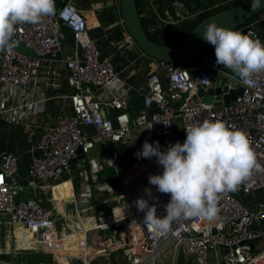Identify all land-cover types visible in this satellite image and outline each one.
I'll use <instances>...</instances> for the list:
<instances>
[{
  "label": "built area",
  "instance_id": "obj_1",
  "mask_svg": "<svg viewBox=\"0 0 264 264\" xmlns=\"http://www.w3.org/2000/svg\"><path fill=\"white\" fill-rule=\"evenodd\" d=\"M140 1L139 15L146 33L166 43L177 39L176 29L184 23L211 14L234 0ZM57 3L55 0V15L44 17L37 24L17 25L13 36L17 46L11 52L0 51V91L8 105L1 115L5 120L14 116L10 124L17 122V116L31 117L39 113L38 106L49 101L40 97V93L44 87L55 86L59 81L62 74L59 66L67 71V84L73 91L64 97L70 101L71 114L59 116L55 125L41 135L32 150V162L24 179L19 174L18 155L0 154V228L19 225L31 230L38 237L36 242L44 244L56 257L75 252L59 244L77 231L83 236L78 250L83 254L84 264H88L91 256L88 254L92 248L89 230L118 228L122 243L116 251H124L127 264H165L162 253L171 244L175 245L174 264L179 255L192 258L193 264H264V199L253 198L264 193V72L255 74L252 84H244L236 75L212 65L210 58L214 47L195 57L186 68L149 57L141 51L125 26L121 0H100L88 10L71 1L61 7ZM109 8L113 10L115 22L105 30L104 37L108 38L119 28L122 38L111 42L116 51L105 56L92 31L101 26L99 14ZM64 28L74 36L69 54L64 53ZM263 30L264 11L236 31L251 34V38L264 44ZM124 50L136 51L139 58L153 62L144 83L132 84L116 70L113 56ZM212 72L219 77L213 78ZM217 89L222 93L214 94L212 102L206 103L205 97ZM240 89L242 94L226 104L224 97ZM133 94L142 101V107L134 111L131 110ZM108 111L118 114L111 119ZM204 120L223 121L227 126L243 131L261 167L259 171L253 169L236 191L219 195L218 219L207 222L194 218L177 222L169 233H159L144 225V213L137 211L134 202L144 198L156 205L158 216H163L166 214L164 205L170 199L148 182L149 175L163 171L154 158L152 171L137 181L125 179L124 173L114 166L120 188L112 195L118 201V207L125 208L121 213L125 224L116 223L118 207H115L110 214L99 217L93 228H86L77 209L79 226L58 234V214L38 199L39 191L70 174L80 153L92 152L97 143L109 151L110 145L128 148L135 141L126 160L131 165H142L146 159L138 153L145 141H158L163 151L168 147L167 140L169 144L174 136L177 124L182 130L179 142L183 143L186 139L184 130ZM85 127L94 130L93 138L85 134ZM162 139H165V146ZM23 181L33 198L17 199ZM146 188H151V196L146 195ZM242 196L252 199L246 204L240 198ZM106 218L111 222L103 226L102 221ZM66 259L70 264L69 258ZM0 264L27 263L15 261V257L8 258L0 252ZM53 264L62 263L54 259Z\"/></svg>",
  "mask_w": 264,
  "mask_h": 264
},
{
  "label": "clouds",
  "instance_id": "obj_2",
  "mask_svg": "<svg viewBox=\"0 0 264 264\" xmlns=\"http://www.w3.org/2000/svg\"><path fill=\"white\" fill-rule=\"evenodd\" d=\"M56 12L55 0H0V51L11 52L16 26L37 24ZM200 38L215 50V64L231 70L244 84H252L255 74L264 72V44L251 34H243L210 23ZM183 143L161 151L159 142L145 141L138 156L155 158L162 174L149 175L148 182L161 194L169 195L165 215L144 198L134 203L144 213L143 224L159 233H169L177 222L194 218L207 222L218 219L219 195L234 192L253 169L261 170L247 135L223 121L204 120L185 130ZM145 193L151 196V188ZM124 209L121 211L124 213Z\"/></svg>",
  "mask_w": 264,
  "mask_h": 264
},
{
  "label": "crops",
  "instance_id": "obj_3",
  "mask_svg": "<svg viewBox=\"0 0 264 264\" xmlns=\"http://www.w3.org/2000/svg\"><path fill=\"white\" fill-rule=\"evenodd\" d=\"M58 1H64V0H58ZM73 4H75L77 7L81 9H90L94 4L98 3L100 0H87L89 1V4L84 6L81 5L79 2L81 0H69ZM89 6V7H88ZM110 12L106 10L105 14L98 17L100 20L101 26L97 29L93 30L92 32L101 31L103 37L95 36L98 40V45L105 39L108 41V46L104 47V51H101L103 55L108 56L113 54L116 49L111 44V42L117 38V31L118 29H115L116 32L113 35H110L108 38L104 37V32L110 25H106V21H104L103 17L107 16H114L113 10L111 8ZM121 34V33H120ZM115 35V36H114ZM113 37L111 39L110 37ZM104 38V39H103ZM263 38V37H262ZM25 51V50H24ZM131 53H137L136 51H122L120 52L121 56L125 58L127 61L126 66H124L119 73H125L129 72L130 70L136 68L138 65V60L141 59V63L139 64L140 67L136 68L135 70L141 74L140 78L133 84H141L144 83L146 80V76L151 72V66L153 65V62L146 59L145 57H140L139 54L138 57L134 60L130 59L129 54ZM118 54V53H117ZM116 54V55H117ZM114 55L113 57L115 58ZM130 59V60H129ZM215 50L213 48L211 53L210 60L215 61ZM216 68H221L225 70V72L229 74H234L231 72V70L224 68L222 66H216L212 64ZM61 71V77L59 78V81L56 82L55 86H49V87H42V92L40 93V97L42 98H48L49 101L45 105H39L38 110L39 113L35 116L31 117H20L17 116V122L13 125L9 124L8 121L5 120V116L1 115L2 112L5 110L6 101L2 99L1 91H0V128L5 127L7 130H15L16 128H20L22 130L23 135L27 136V143L30 145V149L22 150L21 148H17V152L15 155H18L19 157V174L21 179H24L29 166L32 162L33 152L32 150L35 149L37 146L41 135L44 133V131L48 127H52L55 125L56 120L59 116L64 114H71V105L70 101L68 99H65L64 97L71 95L73 93L72 89L67 84V71L63 69L62 66H59ZM148 69V70H147ZM134 75V71L131 72L129 76ZM213 75V73H212ZM129 78V77H128ZM127 78V79H128ZM137 100L140 101V106H134L132 105L131 110H137L141 108V98H139L137 95ZM61 101H64L65 105ZM18 113V112H17ZM118 113L115 111H108V116L111 119H114ZM178 125V124H177ZM176 125V126H177ZM84 132L87 136L90 138L94 137V130L88 127L84 128ZM153 132V130H151ZM182 137V135H181ZM181 139V138H180ZM179 140L171 138V141L169 144H175L176 142H179ZM162 142V141H161ZM135 141L132 143V145L128 148H120L115 145L109 146V151L105 149L103 145H101L100 149H97V143L95 145V148L92 150V152L88 154H82L83 157L77 158L73 164H72V172L70 174H66L63 176V178L57 182L50 183L44 187V189L40 190L39 192L42 193L41 198L43 204L53 209L57 214L59 222L58 224V234L60 233H67V230L70 227H77L79 226L80 219L82 223L85 225L86 228H90L93 224V218L90 216H84V220H82L83 214V207L84 205L93 204L96 205V203L108 198L110 195H112V192H114L115 185L117 181L119 182V178L117 176V172L115 169V165L118 170L123 171L124 169H128L126 173H128L134 166L142 167L144 168L143 173H140L139 178H133V180L137 181L139 179L145 178L153 169V166L150 165V162H148L146 159L145 163L142 165H131L126 158L129 156L130 149L133 145H135ZM165 143V141H164ZM168 144L167 143L164 144ZM98 150L105 152V156H102V158H97L96 153H99ZM121 151V152H120ZM10 153V152H9ZM107 154V155H106ZM113 160V161H112ZM153 164L155 165L154 158L151 159ZM124 173V176L126 175ZM143 174V175H142ZM119 188H120V182H119ZM118 188V189H119ZM117 189V190H118ZM78 195V198H77ZM81 196V197H80ZM80 197V198H79ZM33 198V194L29 188H27L25 182H22V186L18 189V200H27ZM115 200V199H114ZM91 207V205H90ZM115 207H118L115 206ZM113 207V208H115ZM83 208V209H82ZM111 208L110 211L113 209ZM77 209L80 214V219L77 220ZM109 210V209H107ZM106 211V210H105ZM104 216L103 211L99 212L97 218ZM11 229L14 230H20L21 234L16 235L17 244H13L11 240ZM121 230V229H120ZM25 231L29 236L25 235L23 233ZM76 233L72 234V238H69L66 236L62 239V242H60L59 246L65 247L68 249H74L75 252H67L66 254L58 255L57 258L56 255H53L50 253L49 249L44 246L43 249H39L37 241V235L33 233L31 230H27V228L23 226H14V227H2L0 228V252L6 255L8 258H14L16 255L23 254L22 250H29L33 248L34 251L30 255L36 256L37 258L39 256H45L48 262L43 260H38L37 262H31V264H38L41 262H44L46 264H53L54 259H58L59 262L62 264H67V259L69 258L70 264H84L82 253L80 252L81 245H82V239L83 236L75 231ZM99 243L94 244L93 242L89 243L91 247H97L98 249L94 252L93 249L88 251V254L90 256V260L87 261L88 264H91L92 260L98 259L103 257L101 254H106L108 256L111 254V251L116 252V249L121 246L122 243V235L115 232V236L113 238L109 237L106 240H103L101 237H99ZM25 240L26 243L24 242ZM103 243H105L103 246ZM44 245V244H43ZM113 245V246H112ZM84 250V249H82ZM109 251V252H107ZM109 253V254H107ZM101 255V256H99ZM175 256V255H174ZM182 255H179V257ZM97 257V258H96ZM178 257V259H179ZM22 258V256H21ZM177 259V263H178ZM186 259V258H185ZM193 262V259H192Z\"/></svg>",
  "mask_w": 264,
  "mask_h": 264
},
{
  "label": "water",
  "instance_id": "obj_4",
  "mask_svg": "<svg viewBox=\"0 0 264 264\" xmlns=\"http://www.w3.org/2000/svg\"><path fill=\"white\" fill-rule=\"evenodd\" d=\"M67 2H69V0L58 1L57 6L61 7ZM121 5L125 26L137 42L142 52L157 60L179 63L182 65H189L195 57L203 53L206 49L213 47L211 44L204 42L200 38V35L204 31V27L206 25L216 23L219 27L235 31L238 28H241L250 19L264 11V0H245L243 3L235 6L234 8L203 20L182 44L177 47H170L158 44L150 39L143 27L139 15L137 0H121ZM242 92L243 90L240 89L238 91H233L230 95H226L224 97L225 103L227 104L230 101L235 100L238 95L242 94ZM221 93L220 89H217L216 91L212 90L210 94L205 97V102L211 103L213 95ZM80 157H83L82 153L79 154L78 158ZM118 204V201L114 200V196L110 195L108 198L96 203L94 206L93 204L84 205V209H82L85 211L82 212V220H84V216L92 217L93 225L90 226V228H93V226H95L98 222L97 216L99 212L111 209ZM99 233L100 231L98 229L89 230V243L93 242V238L99 235ZM38 247L39 249H43L44 245L42 243H38ZM98 247L99 246L97 245V247H92L91 249L95 252Z\"/></svg>",
  "mask_w": 264,
  "mask_h": 264
},
{
  "label": "trees",
  "instance_id": "obj_5",
  "mask_svg": "<svg viewBox=\"0 0 264 264\" xmlns=\"http://www.w3.org/2000/svg\"><path fill=\"white\" fill-rule=\"evenodd\" d=\"M218 1L221 2V1H225V0H218ZM244 1L245 0H234L231 3L220 7L217 11H215V12H213L211 14H208L206 16H202V17H200L199 19H197L195 21H191V22L184 23L180 28L176 29L177 39L174 40V41H172V42L162 43L158 39H156L155 37H153L151 35H148V36L150 37V39L152 41H154V42H156L158 44L167 45V46H170V47H177V46H179L180 44H182L187 39V37L190 35V33L203 20H205V19H207L209 17H212V16H214L216 14H219V13H221L223 11H226V10H229L231 8H234L235 6L240 5ZM79 3L81 5L86 6V5L89 4V1H87V0H81ZM137 6H138V10L140 11V7H141V1L140 0H137ZM105 12L103 14H105ZM260 14L256 15L255 17H253L249 21H252V20L256 19ZM103 19H104V21H106V25H110L111 23H113L115 21L113 19V16H110L109 17V16L106 15L105 17H103ZM143 26H144V23H143ZM144 29H145V26H144ZM238 29H240V28H238ZM64 32L66 34V39H65V42L64 43H65V45H67V47L71 48L74 45V36L71 33V31L69 29H67V28H64ZM263 34H264V30H263ZM98 35H100L99 36L100 38L103 37L101 31L92 32V36L94 38H95V36H98ZM114 36L113 37L111 36L110 38L113 39ZM116 37H117L118 40L122 38V36L120 34V30L117 31ZM108 44H109L108 41L104 39L99 44L100 50L101 51H104V47L108 46ZM129 56H130V59L134 60L135 58L138 57V54L137 53H131V54H129ZM141 61H142L141 59L138 60V63H137L138 66L136 68L140 67L139 64L141 63ZM113 63L115 65V67H116V70L118 72H121L122 68L124 66H126L127 61L125 60V58H123L121 56L120 53H118L115 56V58L113 60ZM174 65L177 66V67H180V68H186V66H187V65H182V64H179V63H174ZM136 68L130 70L129 72H125V73L123 72V73H120V74L125 79H127L129 77L128 78V81L133 84L141 76V74L138 72V70L137 71L135 70ZM133 71H134V75L129 76L131 74V72H133ZM139 102L140 101L137 100L136 95L133 94V96H132V105L134 104V106L139 107L140 106V103ZM17 148H21L22 150H26V149L29 150L30 149V145H28V143H27V136L23 135L22 130L20 128H16L15 130H13V132L9 133L5 127H1V129H0V154L3 153V152H10V153L16 154ZM127 170L128 169H125L122 172L123 173H126ZM119 182L117 181V183L115 185V189L116 190L119 188ZM243 201L247 204L250 200H249V198L248 199L245 198Z\"/></svg>",
  "mask_w": 264,
  "mask_h": 264
},
{
  "label": "rangeland",
  "instance_id": "obj_6",
  "mask_svg": "<svg viewBox=\"0 0 264 264\" xmlns=\"http://www.w3.org/2000/svg\"><path fill=\"white\" fill-rule=\"evenodd\" d=\"M89 7V6H88ZM106 10H108V12H110V9H106ZM105 10V11H106ZM104 11V12H105ZM103 14V13H102ZM102 14H99V16H101ZM64 53H67V54H69L70 53V48L69 47H67V45H65V43H64ZM211 63L212 64H214V65H216L215 64V61H211ZM213 73V72H212ZM233 73V72H232ZM233 75H235V74H233ZM212 77L213 78H218L219 76L218 75H215L214 73H213V75H212ZM62 102H63V104L65 105V103H64V101H61V104L60 105H62ZM64 107H66V105L64 106ZM15 117L14 116H10V118L9 117H7V120L6 121H8V123H9V121H10V119H11V121L14 119ZM10 124V123H9ZM11 125H13V124H11ZM1 129V128H0ZM9 133H11V132H13V130H7ZM181 135H182V130H181V128L179 127V125H177L176 127H175V133H174V136H173V139H175V140H179L180 138H181ZM164 141H165V139H162V144L164 143ZM100 147H101V145L100 144H98L97 145V149H100ZM98 152L99 153H96V155H97V158L99 159V158H102V156H105V152H102V151H100V150H98ZM121 152V151H120ZM107 155V154H106ZM148 162H150V165L151 166H154V164H153V162L151 161V159H148L147 160ZM125 170V169H124ZM123 170V171H124ZM41 195H42V193L40 192V196H39V200L42 202V198H41ZM242 200H244L246 197H240ZM253 198H257L258 200L260 199H264V193L263 192H260V193H258L255 197H253ZM246 199H248V198H246ZM249 199H252V198H249ZM43 203V202H42ZM111 213V211H110V209L109 210H107L106 209V211L104 210L103 211V214L104 215H108V214H110ZM61 223H62V221H60ZM20 231H21V229L20 230H14V229H11V233H10V235H11V240H12V242H13V244H17V239H16V235L18 236V234H21L20 233ZM115 231H116V233H119V231H120V228H118V229H110V230H105V231H100V233H99V235H97V236H95L94 238H93V243L94 244H98L97 242H98V240H99V237H101L103 240H106L107 238H109V237H111V238H113L114 236H115ZM22 232V231H21ZM23 233L25 234V235H27V236H29L25 231H23ZM69 238H71V239H73L72 238V236H68ZM26 241L27 240H25L24 242L26 243ZM28 242V241H27ZM23 252V254H19V255H16V257H15V261H23V262H25V263H27V264H31V262L33 263V262H37L38 260H43V261H45L46 260V262H48V260L46 259V257L45 256H39L38 258L36 257V256H33V255H30L31 253H32V251H34L33 250V248H31V249H29V250H22ZM107 252H109V251H107ZM110 253V252H109ZM109 253H107V254H109ZM103 257H101V258H98V259H93L92 260V262H91V264H127V262H126V259H125V256H124V251L122 250V249H120V250H117L116 252H113V253H111V254H109L108 256H106V254H101ZM101 255H99V256H101ZM175 245L174 244H171L170 246H168L164 251H163V253H162V259H163V261L165 262V264H174V261H175ZM21 256H22V258H21ZM97 258V257H96ZM177 264H193V262H192V258H186L185 259V257H183V256H180L179 257V259H178V263Z\"/></svg>",
  "mask_w": 264,
  "mask_h": 264
},
{
  "label": "bare ground",
  "instance_id": "obj_7",
  "mask_svg": "<svg viewBox=\"0 0 264 264\" xmlns=\"http://www.w3.org/2000/svg\"><path fill=\"white\" fill-rule=\"evenodd\" d=\"M143 171H144V168L138 167V166H134L128 173H126L124 178L125 179L139 178L140 173H143ZM121 213H122V211H121L120 207H118L116 209V211H115L116 218H117L116 219V223L117 224H125L126 223L125 219L121 218V216H123V214H121ZM110 222H111V219L110 218H106V219H103L102 224H103V226H108L110 224Z\"/></svg>",
  "mask_w": 264,
  "mask_h": 264
}]
</instances>
